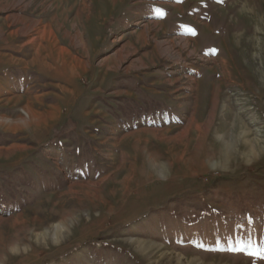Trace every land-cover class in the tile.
<instances>
[{
    "label": "rangeland",
    "instance_id": "1",
    "mask_svg": "<svg viewBox=\"0 0 264 264\" xmlns=\"http://www.w3.org/2000/svg\"><path fill=\"white\" fill-rule=\"evenodd\" d=\"M5 15L71 49L50 85L0 92V264H264V0Z\"/></svg>",
    "mask_w": 264,
    "mask_h": 264
},
{
    "label": "crops",
    "instance_id": "2",
    "mask_svg": "<svg viewBox=\"0 0 264 264\" xmlns=\"http://www.w3.org/2000/svg\"><path fill=\"white\" fill-rule=\"evenodd\" d=\"M5 17L9 18V15L0 18L1 94H5L4 82L11 85L17 95L19 92L17 90H20V94H32L34 93L36 82H41V85L44 87L45 82L49 84L51 80H57V78L47 75V73L51 72L50 74L52 75L53 72L55 74H66L68 65L66 64L64 55L68 49L64 41L66 34L61 36L60 28L57 30H47V26L51 23L49 16L47 17L48 19H45L42 29L32 38L27 35V28L22 29L20 33L14 34L16 28H12L11 24H6L4 21L6 20ZM7 20L9 21V19ZM33 39L39 40V43H37V40L32 42ZM46 51H50V53H45ZM69 67L71 73L76 70V67L71 64ZM58 80L61 79L58 77ZM58 89L61 90L59 85ZM62 90L65 91L64 89ZM49 94L50 92H42L38 94V96L46 101ZM59 97L60 96H58V99L61 98ZM32 99H34V97H32ZM47 107L51 108V104H48Z\"/></svg>",
    "mask_w": 264,
    "mask_h": 264
},
{
    "label": "trees",
    "instance_id": "3",
    "mask_svg": "<svg viewBox=\"0 0 264 264\" xmlns=\"http://www.w3.org/2000/svg\"><path fill=\"white\" fill-rule=\"evenodd\" d=\"M133 112H135L134 110H133ZM157 114L159 115V117L160 116H162V109L161 110H158L157 109ZM132 119H130V120H128L127 122H125V123H123V125H125L126 123H128V122H135V118L132 116L131 117ZM181 228V227H180ZM253 228V227H252Z\"/></svg>",
    "mask_w": 264,
    "mask_h": 264
},
{
    "label": "snow or ice",
    "instance_id": "4",
    "mask_svg": "<svg viewBox=\"0 0 264 264\" xmlns=\"http://www.w3.org/2000/svg\"><path fill=\"white\" fill-rule=\"evenodd\" d=\"M261 258H264V255H262Z\"/></svg>",
    "mask_w": 264,
    "mask_h": 264
}]
</instances>
